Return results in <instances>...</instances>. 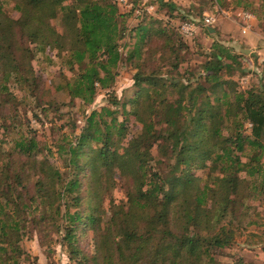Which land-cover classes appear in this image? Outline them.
<instances>
[{
	"label": "trees",
	"instance_id": "trees-1",
	"mask_svg": "<svg viewBox=\"0 0 264 264\" xmlns=\"http://www.w3.org/2000/svg\"><path fill=\"white\" fill-rule=\"evenodd\" d=\"M11 1L19 13L15 19L0 0V120H12L17 113L10 83L30 94L37 86L30 44L67 51L68 66L78 65L74 77L66 82L68 94L84 104L92 102L98 87L111 86L123 54L136 70L131 90L122 98L112 93L110 107L86 114L80 132L65 137L59 146L68 174L45 159L30 162L29 157L38 152L33 138L20 136L12 141L21 157L19 163L11 151L0 147V264H16L13 255L21 252L14 238L19 234L17 200H22L23 189L14 196V179H22L23 187L28 186L27 169L32 167L36 174L32 200L44 206L64 200L57 211L63 206L62 239L71 247L96 221L91 207L84 208L88 213L80 217L76 209L83 197L76 190L84 181L100 188L111 171L107 165L113 161H118L122 177L128 182L131 179L126 201L118 210L113 207L110 227L100 235V262H89L87 257L85 264L212 263L211 250L233 240L230 227L253 225L248 197L264 193L262 77L247 90H231L232 81L222 70L237 65V56L218 42L195 82L146 71L136 61L142 44L153 40V31H164L143 23L122 24L123 14L115 0ZM56 18L61 21V32L52 25ZM205 30L210 33L209 28ZM126 32L134 40L132 48L122 53L119 41ZM152 52L149 46L147 54ZM243 55L240 52V58ZM177 66L174 63L171 71ZM240 72L249 73L241 66ZM161 88L177 89L179 97L169 100L161 95ZM117 108L140 125L119 152L115 146L127 126L117 120ZM152 143L157 145L158 159L150 155ZM152 159L155 166L150 164ZM205 167V177L193 175L194 170ZM70 206L75 208L73 212ZM111 225L118 231L113 244ZM78 226L83 228L80 235Z\"/></svg>",
	"mask_w": 264,
	"mask_h": 264
},
{
	"label": "rangeland",
	"instance_id": "rangeland-1",
	"mask_svg": "<svg viewBox=\"0 0 264 264\" xmlns=\"http://www.w3.org/2000/svg\"><path fill=\"white\" fill-rule=\"evenodd\" d=\"M115 2L123 14L120 19L123 21L122 24L132 27L137 23H143L164 31V34L153 31V40L148 43L149 45L142 44L140 57L136 61L146 71L157 70L162 78L174 76L185 83L188 80L195 82L203 72L204 64L212 56L213 44L218 42L237 56V65L235 64L232 69L222 70L225 78L232 81L231 90H247L250 85L256 83L258 76L262 75L263 69L260 67L257 69L252 61L253 57L246 54L240 58V32L244 34L255 29L264 33V0H115ZM13 6V1L4 0L5 9L15 19L19 13ZM247 15L249 18H245ZM211 17L212 21H206ZM189 22L194 23V30L185 27ZM52 25L59 32L62 31L59 18L53 19ZM205 28H209L210 33ZM124 35L126 36L119 41L122 53L129 47L132 48L134 40L133 34L127 35L126 32ZM149 46L153 52L148 55ZM30 47L31 64L37 86L30 94L19 85L10 83V90L16 95L17 113L12 120L4 121L1 118L0 147L5 151H11L14 160L19 163L21 157L17 155L15 148L13 149L12 141L20 136L33 138L37 142L38 152H33L29 157L30 162L45 159L53 167L68 174L64 155L59 151V146L65 142V137L80 132L86 114L102 106L110 107L109 96L112 93L117 98H122L132 89L134 85L132 75L136 68L123 54L124 59L114 69L115 75L111 86L107 89L98 87L92 102L84 104L79 98L70 97L68 94L66 82L74 77L78 65L74 64L73 68L68 66L65 62L67 51L58 52L49 46L40 49L35 44H30ZM174 63L178 65L177 69L171 71ZM240 66L249 73L240 72ZM186 70L187 72L182 74ZM160 91L161 95L169 100L179 97L177 89L161 88ZM117 111V120L127 126L126 134L115 146L119 152L125 148L132 134L139 131L140 125L132 116L122 113L120 108H117ZM150 155L157 158L155 143L151 144ZM150 164L156 165L153 159ZM107 166L111 167L109 168L111 171H108L110 173L108 177L103 178L104 182L100 188L94 187L93 184L88 186L84 181L76 190L83 197L81 205L76 209L80 217L83 219L88 213L84 208L91 207V214L96 221L71 247L62 239L65 224L61 218L63 206H60L59 212L57 211V207L64 200L61 202L55 200L51 206L37 205V201L32 200L33 181L36 177L32 167L27 169L31 178L28 186L23 187L22 179L13 180L16 185V190H12L14 196L23 189L22 200H17L20 221L19 234L14 240L21 252L13 255L16 264H85L87 257L90 258L89 262H100L97 253L100 235L108 226L110 227L109 219L113 207H117L114 208L118 210L125 203L126 188L131 182V179L128 182L119 173L118 161H113ZM205 173L206 167L193 171V175L198 178L205 177ZM256 193L258 194L249 196L246 201L253 205L251 211L253 225L230 227L231 233L234 234L233 240L219 249L211 250L213 262L210 264H264V193ZM71 203L68 201L69 205ZM69 210L73 212L75 208L70 206ZM110 229L113 231L111 237L113 244V237L118 234L117 226L111 225ZM81 230L83 228L78 226V235Z\"/></svg>",
	"mask_w": 264,
	"mask_h": 264
},
{
	"label": "crops",
	"instance_id": "crops-1",
	"mask_svg": "<svg viewBox=\"0 0 264 264\" xmlns=\"http://www.w3.org/2000/svg\"><path fill=\"white\" fill-rule=\"evenodd\" d=\"M240 52L253 57L252 61L257 69L259 67L263 69L261 77L264 80V33L255 29L244 34L240 32Z\"/></svg>",
	"mask_w": 264,
	"mask_h": 264
},
{
	"label": "built area",
	"instance_id": "built-area-1",
	"mask_svg": "<svg viewBox=\"0 0 264 264\" xmlns=\"http://www.w3.org/2000/svg\"><path fill=\"white\" fill-rule=\"evenodd\" d=\"M245 18H249V15H247ZM213 20V18L211 17V18H209V19H206V21H212ZM185 27L186 28H188V29H195V26H194V23H192V22H189V23H187L186 25H185ZM192 31V30H191Z\"/></svg>",
	"mask_w": 264,
	"mask_h": 264
}]
</instances>
